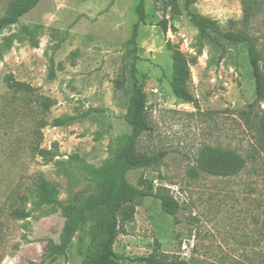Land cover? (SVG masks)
Returning a JSON list of instances; mask_svg holds the SVG:
<instances>
[{
    "label": "rangeland",
    "instance_id": "obj_1",
    "mask_svg": "<svg viewBox=\"0 0 264 264\" xmlns=\"http://www.w3.org/2000/svg\"><path fill=\"white\" fill-rule=\"evenodd\" d=\"M139 1L41 0L2 31L0 264H83L100 250L109 222L103 206L86 214L65 255L55 262L46 258L47 241H61L65 217L58 206L41 201L37 184L42 175L62 201L97 190L90 167L111 160L118 137L130 132L124 116L135 55L139 72L148 74L147 119L153 128L140 137L137 152L169 153L160 164L129 171L127 179L139 190L168 191L182 208L174 218L159 198L137 196L130 203L134 215L120 224L118 258L141 264L133 259L154 253L191 264H264V151L258 145L264 100L257 98L247 49L214 32L203 37L185 0H145L135 50ZM251 1L249 21L241 0H196L192 9L224 32L254 37L264 75V0ZM17 2L0 0V17ZM168 42L191 62L189 88L196 103L172 91ZM9 78L32 90L11 87ZM47 98L49 109L43 106ZM55 119L62 123L51 125ZM207 148L237 154L243 169L217 173L204 160ZM16 209L26 215L16 217Z\"/></svg>",
    "mask_w": 264,
    "mask_h": 264
},
{
    "label": "trees",
    "instance_id": "obj_2",
    "mask_svg": "<svg viewBox=\"0 0 264 264\" xmlns=\"http://www.w3.org/2000/svg\"><path fill=\"white\" fill-rule=\"evenodd\" d=\"M40 1L18 0L11 11L0 17V35L5 28L16 24L22 16L35 8ZM241 1L243 4L244 20L249 21L252 15V1ZM195 2L196 0H185V7L191 22L199 29L203 37H208L210 36V32H214L228 41L236 42L246 47L252 66L257 98L264 100V75L256 39L242 31H222L216 20L192 9V5ZM136 11L138 21L134 25L131 37L135 50L138 49L136 38L139 25L146 20L145 0L139 1ZM162 29L167 32L166 22L162 23ZM168 48L172 52L174 63L173 79L171 81V88L174 95L181 100L196 103L197 99L189 88L191 81L190 60L179 47L173 45L171 42H168ZM137 60L138 56L135 55L131 69L133 94L130 97L124 116L126 123L130 127V132L123 133L118 137L117 153L114 154L111 160L100 167H90L89 175L95 183L97 190L85 198L74 197L67 201H62L57 197L56 187L45 180L42 175L39 176L37 186L42 194L41 201L58 206L65 217L60 243H57L53 239L47 241L46 258L51 262L57 261L61 256L66 254V249L71 243L72 236L84 221L86 214L95 211L101 206L105 207L109 213V222L106 226L107 236L98 253L86 259L83 264H125L118 258L114 246L121 232V221L131 218L135 213V207L130 203L137 196H155L159 198L164 212L174 218L177 217L178 212L182 208L178 200L168 191L154 193L151 190H139L131 185L127 179L129 171L160 164L169 153L168 150H161L152 154H139L137 152V144L140 137L145 132L153 130L147 119L148 102L146 87L148 74L139 72ZM51 76L53 77V72ZM8 84L17 89L32 90L29 84L16 81L13 78L8 79ZM51 105L52 102L50 99L47 98L44 100L43 106L45 109H49ZM243 114L248 115V112L244 111ZM61 123L62 121L55 119L51 125L57 126ZM46 125H48V122L43 123V126ZM258 145L264 151V118L261 120L258 129ZM203 157L204 160L215 165L217 173L223 175L235 174L244 167V160L229 150L207 148ZM152 183L151 181L150 184ZM14 214L16 217H24L26 215L20 209H16ZM133 260L141 264H191L183 259L170 260L161 258L154 253L137 256ZM24 264L39 263L29 261Z\"/></svg>",
    "mask_w": 264,
    "mask_h": 264
}]
</instances>
